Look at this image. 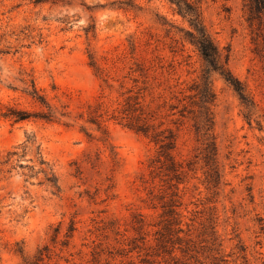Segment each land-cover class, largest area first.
<instances>
[{
    "label": "rangeland",
    "instance_id": "374dc122",
    "mask_svg": "<svg viewBox=\"0 0 264 264\" xmlns=\"http://www.w3.org/2000/svg\"><path fill=\"white\" fill-rule=\"evenodd\" d=\"M187 1L245 93L211 73L217 185L178 113L204 63L167 0H0V112L42 110L34 85L68 116L0 118V163L16 153L0 164V264H264V19L247 21L251 0ZM127 102L174 133L178 184L125 126Z\"/></svg>",
    "mask_w": 264,
    "mask_h": 264
},
{
    "label": "trees",
    "instance_id": "16d2710c",
    "mask_svg": "<svg viewBox=\"0 0 264 264\" xmlns=\"http://www.w3.org/2000/svg\"><path fill=\"white\" fill-rule=\"evenodd\" d=\"M178 15L186 20L189 30L185 31V40L191 44L199 53L204 63V68L201 71L199 82H194L189 88V94L181 101V109L178 111L183 118H189L192 122V127L197 141L200 142L202 159L208 167V183L217 185L220 179L219 167L217 162V149L214 142L212 127H213V103L215 100L214 92L211 85V73H217L226 83H228L234 91L238 94L241 100H245V93L243 87L236 78L230 73L227 61L228 53L225 55L215 45L210 35L208 34L201 19L200 8L197 3H191L187 0H167ZM248 22L258 19L260 24L264 19V0H251L247 5ZM93 65V61H91ZM26 95L42 110L37 112H26L13 107H8L5 111L0 112V118L8 119L12 123H19L27 121L30 118L43 120L46 122L60 121V118H68L66 113H57L46 102L42 95H39L34 85H31V90L25 91ZM136 104V103H135ZM134 103L127 102V107L123 110V117L125 126L135 130L138 133L148 137L158 147V161L160 162L168 173L169 181H175L177 184L182 178V167L178 164L172 155L175 149V135L171 130H163L156 132L152 130L149 133L150 126L145 123L143 119L133 115ZM95 124L96 130L100 132L99 141L103 144L107 140L104 138L105 131L102 130L98 121H90ZM65 124V123H64ZM87 136L89 134L85 133ZM16 155V153H7V159L0 164H7ZM43 164V161L40 162ZM48 182L53 188H56V180L54 177L48 179ZM174 186V185H173ZM173 196H176L174 194ZM173 204L169 205L168 214L176 218L178 215L175 212Z\"/></svg>",
    "mask_w": 264,
    "mask_h": 264
}]
</instances>
